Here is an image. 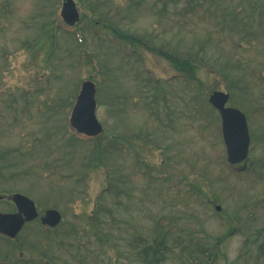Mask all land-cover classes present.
<instances>
[{
	"label": "rangeland",
	"instance_id": "1",
	"mask_svg": "<svg viewBox=\"0 0 264 264\" xmlns=\"http://www.w3.org/2000/svg\"><path fill=\"white\" fill-rule=\"evenodd\" d=\"M75 2L68 26L62 0H0V195L62 214L53 230L37 218L0 235V264H147L135 237L160 238L162 264H264V0ZM85 79L96 137L68 123ZM213 90L246 114L240 164L227 161Z\"/></svg>",
	"mask_w": 264,
	"mask_h": 264
},
{
	"label": "water",
	"instance_id": "2",
	"mask_svg": "<svg viewBox=\"0 0 264 264\" xmlns=\"http://www.w3.org/2000/svg\"><path fill=\"white\" fill-rule=\"evenodd\" d=\"M60 14L69 25H74L79 20V12L74 0H63ZM95 91V85L90 80L82 83L69 118L71 127L77 132L92 136L99 135L103 131L96 116ZM228 97V93L213 91L209 101L218 109L221 116L227 160L230 164H236L245 160L248 155L250 134L245 114L236 107L225 106ZM11 198L18 210L10 213L0 212V233L14 237L26 220L37 215V211L33 200L26 195L13 193ZM216 208L219 210L220 206ZM60 219L61 214L56 209H48L42 217V222L54 226Z\"/></svg>",
	"mask_w": 264,
	"mask_h": 264
},
{
	"label": "trees",
	"instance_id": "3",
	"mask_svg": "<svg viewBox=\"0 0 264 264\" xmlns=\"http://www.w3.org/2000/svg\"><path fill=\"white\" fill-rule=\"evenodd\" d=\"M170 54L167 56L169 57ZM173 63L176 66L181 67L182 69L188 70L189 72H193V63L190 58L185 57L180 58L179 56H173ZM201 110V109H200ZM122 137V136H121ZM108 138V143L111 145L113 144V140L117 141L119 136L117 137L116 134L109 135ZM104 148L103 146H99L97 151H94L91 154V159H96V163L94 165H97L99 163H103L104 160ZM99 161V162H98ZM98 162V163H97ZM97 217V215H93L92 218ZM163 232L161 233V235ZM141 240L142 245L139 247L137 254H140L145 260L147 264H162L166 258V254L168 252V247L165 245L164 242L158 237H154L152 242H149L148 239L140 237V238H135L134 240L131 241V245L134 247H138V240ZM197 250L199 251L198 254H203L205 257V254H212V252H208L204 247H202L200 244L197 245ZM200 259V257H199Z\"/></svg>",
	"mask_w": 264,
	"mask_h": 264
},
{
	"label": "flooded vegetation",
	"instance_id": "4",
	"mask_svg": "<svg viewBox=\"0 0 264 264\" xmlns=\"http://www.w3.org/2000/svg\"><path fill=\"white\" fill-rule=\"evenodd\" d=\"M13 204V203H12Z\"/></svg>",
	"mask_w": 264,
	"mask_h": 264
}]
</instances>
